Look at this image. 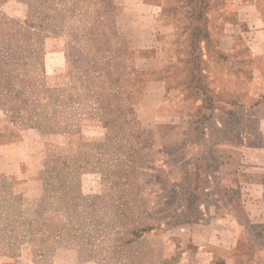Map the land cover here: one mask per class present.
Masks as SVG:
<instances>
[{"label": "rangeland", "instance_id": "374dc122", "mask_svg": "<svg viewBox=\"0 0 264 264\" xmlns=\"http://www.w3.org/2000/svg\"><path fill=\"white\" fill-rule=\"evenodd\" d=\"M0 264H264V0H0Z\"/></svg>", "mask_w": 264, "mask_h": 264}]
</instances>
